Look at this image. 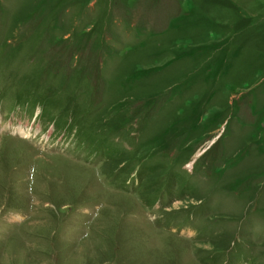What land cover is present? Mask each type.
Here are the masks:
<instances>
[{
	"label": "rangeland",
	"instance_id": "1",
	"mask_svg": "<svg viewBox=\"0 0 264 264\" xmlns=\"http://www.w3.org/2000/svg\"><path fill=\"white\" fill-rule=\"evenodd\" d=\"M0 264H264V0H0Z\"/></svg>",
	"mask_w": 264,
	"mask_h": 264
}]
</instances>
